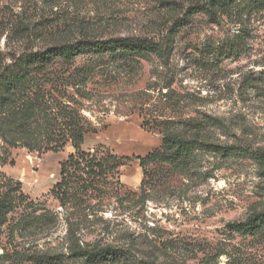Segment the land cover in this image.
<instances>
[{"label":"rangeland","instance_id":"rangeland-1","mask_svg":"<svg viewBox=\"0 0 264 264\" xmlns=\"http://www.w3.org/2000/svg\"><path fill=\"white\" fill-rule=\"evenodd\" d=\"M209 1L0 0V78L26 81L0 108V264H86L78 251L98 248L121 258L99 264H264V222L227 227L264 213V0L217 20L195 9ZM119 38L156 48L26 72L48 49ZM169 133L199 147L140 167L132 155L166 154Z\"/></svg>","mask_w":264,"mask_h":264},{"label":"trees","instance_id":"trees-1","mask_svg":"<svg viewBox=\"0 0 264 264\" xmlns=\"http://www.w3.org/2000/svg\"><path fill=\"white\" fill-rule=\"evenodd\" d=\"M235 0H210L202 5H197V11L206 12L213 20H217L216 13L217 9L225 8L233 4ZM156 45L147 40L138 38H119V39H108V40H80L70 44H64L57 46L52 49H48L40 54H38L30 62H26V72L29 71V66L37 62L43 69L46 68L50 63H52L57 58L62 59H72L79 54L93 53V54H106L115 50H123L125 52H134L135 54H143L149 50H155ZM26 83L25 75H16L13 77L2 76L0 78V108L6 105H12L14 103L15 94L25 86ZM4 91H3V90ZM20 117L17 119L19 125L17 128L19 130H24L25 122H30L35 116L34 109L30 102H27V106L22 112H19ZM23 132V131H22ZM72 146L76 150V153L83 152L82 145L84 143V133L80 130L72 133ZM163 145L168 150L167 153H159L157 150L148 152L146 155H132L135 159L139 160L140 167H144L147 161L153 160H163L175 162L178 158L190 155L199 144L194 140L185 139L179 134H166L163 139ZM217 147V150L222 154H227V151L231 154L234 152L235 148H225ZM228 153V154H229ZM74 155H71L73 157ZM130 159L128 155L117 156L110 155L107 159ZM9 203L6 199L0 200V214L5 211ZM264 222V213H259L256 216L240 222H231L227 225L228 229L231 231H237L241 233L255 234L260 228L261 224ZM77 256L83 258L86 264H99L103 262H117L121 258L116 254V252L110 248H98L90 250H79ZM56 262L49 260L47 264H55Z\"/></svg>","mask_w":264,"mask_h":264},{"label":"crops","instance_id":"crops-1","mask_svg":"<svg viewBox=\"0 0 264 264\" xmlns=\"http://www.w3.org/2000/svg\"><path fill=\"white\" fill-rule=\"evenodd\" d=\"M142 156H143V155H142ZM140 177H141V173H140V171H139V172L137 173V178H136V179H135L134 177H133V178L130 177V178L132 179L131 181L134 183V185H136V184H137V180L140 179Z\"/></svg>","mask_w":264,"mask_h":264}]
</instances>
